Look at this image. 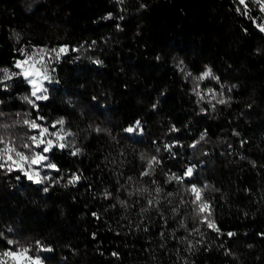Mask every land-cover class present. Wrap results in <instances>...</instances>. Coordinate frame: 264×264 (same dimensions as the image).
Returning a JSON list of instances; mask_svg holds the SVG:
<instances>
[{
	"label": "trees",
	"instance_id": "trees-1",
	"mask_svg": "<svg viewBox=\"0 0 264 264\" xmlns=\"http://www.w3.org/2000/svg\"><path fill=\"white\" fill-rule=\"evenodd\" d=\"M246 2L0 0V69L45 49L49 77L35 100L0 72V135L41 152L22 147L35 120L53 141L40 165L0 161V259L264 264V6Z\"/></svg>",
	"mask_w": 264,
	"mask_h": 264
},
{
	"label": "snow or ice",
	"instance_id": "snow-or-ice-1",
	"mask_svg": "<svg viewBox=\"0 0 264 264\" xmlns=\"http://www.w3.org/2000/svg\"><path fill=\"white\" fill-rule=\"evenodd\" d=\"M258 3L264 4V0H257ZM239 3L241 5H244L245 8H247V2L246 0H239ZM262 11H264V8H262ZM261 28V31H264V26H259ZM47 50L41 49L39 53H34L32 56H29L25 61H17L16 62V67L21 68L22 71L20 73H13L12 75H8L9 70L8 69H0V72H3L5 74V79H11L13 75H23L25 79L28 80V82L33 86L31 96L35 97V100H46L47 95L43 94L40 95L38 93H46V89L43 88L42 86V81L43 80H48L49 77L47 75V67L44 62V56L41 55V53H45ZM65 48H61L59 52H57L56 49H52V52H57V56H59L60 52H65ZM38 57V58H36ZM29 61H31V64H29ZM27 65V67H25ZM208 76H212L211 70H207L205 73L202 74L201 77L198 79H204L207 78ZM31 77V78H30ZM30 78V79H29ZM213 79H218L215 76H212ZM25 100H28L29 103L33 104L35 107V101L29 99L28 97L24 98ZM225 101L221 100L220 103H224ZM0 115H3L0 113ZM24 124H27L30 126L31 129L38 130L40 135L39 138L35 135L30 136L28 139L32 142L31 144L29 143H24L22 145L23 148L31 150L33 147H41V145H44L42 148L41 152L33 153L31 155H26L24 152L18 151L17 148L15 147L14 142L12 141H6L5 138L0 135V144L4 145L3 148H0V161H4L7 163L8 161H11L12 164H16L20 170H23L24 164H28L29 166L31 165H40L41 162L46 161L48 158L47 156L44 155V153H47L52 147H53V141L52 140H45L43 137L45 134H49L48 128H42L40 124H38L35 120L29 121V120H24ZM57 123L63 124L64 121H58ZM139 121L136 122L137 127L139 126ZM3 127L6 129L9 126L8 125H3ZM55 127V125H53ZM99 131V129H98ZM127 132L131 133L135 131L134 128H128L126 129ZM50 135H56V133H50ZM203 138V137H202ZM59 139H63V137H59ZM59 147L63 148L65 147L64 144H59ZM13 154L16 157V159L13 158ZM75 154V153H73ZM155 162V158L149 163V167H151V164ZM5 163H0V168L5 166ZM46 167L49 168H56L55 164L48 163L45 165ZM9 170H12L11 167H9ZM192 169L189 168L185 175H191ZM25 175L28 177V179L32 180L35 179L36 183H40V179L38 177V173L36 174V177H34L32 174H29L28 172H25ZM144 175H148L147 172L144 173ZM175 178V177H173ZM78 179V178H77ZM46 190V189H45ZM157 192H159V189H157ZM191 192L195 194V200L196 201H201V190L198 189L197 187L193 186L191 188ZM151 203V201H149ZM210 206L207 203H201L199 205V211L204 212L208 211ZM210 215V212H209ZM205 221L208 223L209 228H215L214 223H212L208 217H205ZM229 235H232V233H229ZM9 244H17V241H8ZM30 249L27 247L23 248H18L16 251L13 250H8L5 251L2 256L3 257H8L11 258L13 261V264H40V258L39 256H31L29 255ZM0 264H7V260L5 259H0Z\"/></svg>",
	"mask_w": 264,
	"mask_h": 264
},
{
	"label": "rangeland",
	"instance_id": "rangeland-1",
	"mask_svg": "<svg viewBox=\"0 0 264 264\" xmlns=\"http://www.w3.org/2000/svg\"><path fill=\"white\" fill-rule=\"evenodd\" d=\"M263 6H264V4H263ZM27 58H25V59H21V60H19V61H21V62H23V61H25ZM29 64H31V61H29ZM25 67H27V65H25ZM22 70V69H21ZM31 78V77H30ZM29 78V79H30ZM44 82H45V80H43L42 81V86H43V88H44ZM32 88H33V86L31 85V92H32ZM38 94H40V95H43L42 93H38ZM7 264H13V261L11 260V258H9V260L7 261Z\"/></svg>",
	"mask_w": 264,
	"mask_h": 264
}]
</instances>
